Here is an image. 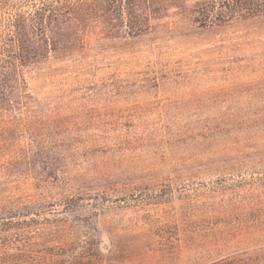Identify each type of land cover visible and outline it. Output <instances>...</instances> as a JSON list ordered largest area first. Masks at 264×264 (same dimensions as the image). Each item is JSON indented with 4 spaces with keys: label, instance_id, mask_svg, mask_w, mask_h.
I'll use <instances>...</instances> for the list:
<instances>
[{
    "label": "rangeland",
    "instance_id": "rangeland-1",
    "mask_svg": "<svg viewBox=\"0 0 264 264\" xmlns=\"http://www.w3.org/2000/svg\"><path fill=\"white\" fill-rule=\"evenodd\" d=\"M42 1L0 0V33ZM153 24L24 67L0 264H264V17Z\"/></svg>",
    "mask_w": 264,
    "mask_h": 264
},
{
    "label": "trees",
    "instance_id": "trees-1",
    "mask_svg": "<svg viewBox=\"0 0 264 264\" xmlns=\"http://www.w3.org/2000/svg\"><path fill=\"white\" fill-rule=\"evenodd\" d=\"M170 6L202 26H221L264 17V0H52L15 14L0 33V108L27 111L36 100L28 90L24 67L50 53L63 56L91 34L136 35L155 28L153 22ZM37 202L26 204L34 207Z\"/></svg>",
    "mask_w": 264,
    "mask_h": 264
}]
</instances>
